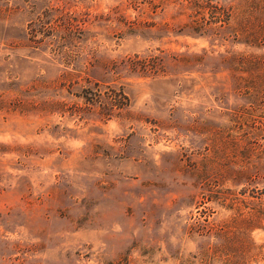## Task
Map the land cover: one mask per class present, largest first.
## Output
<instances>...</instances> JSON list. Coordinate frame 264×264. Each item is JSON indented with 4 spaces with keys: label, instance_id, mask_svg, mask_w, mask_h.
<instances>
[{
    "label": "rangeland",
    "instance_id": "374dc122",
    "mask_svg": "<svg viewBox=\"0 0 264 264\" xmlns=\"http://www.w3.org/2000/svg\"><path fill=\"white\" fill-rule=\"evenodd\" d=\"M0 264H264V0H0Z\"/></svg>",
    "mask_w": 264,
    "mask_h": 264
},
{
    "label": "trees",
    "instance_id": "16d2710c",
    "mask_svg": "<svg viewBox=\"0 0 264 264\" xmlns=\"http://www.w3.org/2000/svg\"><path fill=\"white\" fill-rule=\"evenodd\" d=\"M186 28H187V30L186 31H188V32H191V31H197V29H202V27L200 26V25H193V24H189V25H187L186 26ZM202 31V30H201ZM146 59H144V60H142V61H140V60H137L138 62L140 61V62H142L143 63V65L145 66L146 64H145V61ZM135 62H136V60H135ZM259 92V91H258Z\"/></svg>",
    "mask_w": 264,
    "mask_h": 264
}]
</instances>
